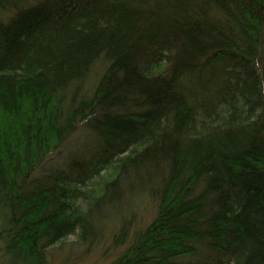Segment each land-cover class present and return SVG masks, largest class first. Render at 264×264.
<instances>
[{
	"label": "trees",
	"instance_id": "trees-1",
	"mask_svg": "<svg viewBox=\"0 0 264 264\" xmlns=\"http://www.w3.org/2000/svg\"><path fill=\"white\" fill-rule=\"evenodd\" d=\"M70 237L108 264H264V0H0V251Z\"/></svg>",
	"mask_w": 264,
	"mask_h": 264
},
{
	"label": "rangeland",
	"instance_id": "rangeland-1",
	"mask_svg": "<svg viewBox=\"0 0 264 264\" xmlns=\"http://www.w3.org/2000/svg\"><path fill=\"white\" fill-rule=\"evenodd\" d=\"M88 141L89 136L83 131H76L68 137L56 150L48 155L46 161L41 165L40 171H46L51 168L61 167L70 157L76 153V149L82 141ZM108 232L105 233L107 237ZM102 242L98 247H80L79 244H73V237L69 238L63 246H54L45 252V262L43 264H108L113 253L109 246L108 239ZM0 264H8L0 251Z\"/></svg>",
	"mask_w": 264,
	"mask_h": 264
}]
</instances>
